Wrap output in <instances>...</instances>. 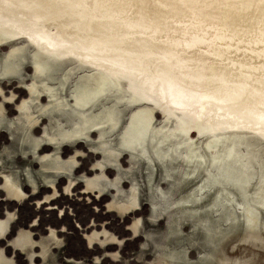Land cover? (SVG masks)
Here are the masks:
<instances>
[{"label": "rangeland", "instance_id": "374dc122", "mask_svg": "<svg viewBox=\"0 0 264 264\" xmlns=\"http://www.w3.org/2000/svg\"><path fill=\"white\" fill-rule=\"evenodd\" d=\"M81 1L0 0V264H264V25Z\"/></svg>", "mask_w": 264, "mask_h": 264}, {"label": "bare ground", "instance_id": "6f19581e", "mask_svg": "<svg viewBox=\"0 0 264 264\" xmlns=\"http://www.w3.org/2000/svg\"><path fill=\"white\" fill-rule=\"evenodd\" d=\"M182 1H183V3L181 4L182 6H179V4L177 5L175 3H172L171 0H138V5H139L138 10L142 13V15H147V17H152L154 20L184 21L187 18L192 19V17L204 16L205 18L204 20H206V24H209L214 29L224 30L228 34L233 36V38H237L239 40H245L246 38L249 37L252 31L264 25V0H182ZM66 2L71 12H78V11L82 12V10L83 11L86 10L81 0H66ZM186 7L187 9L184 10L183 8ZM184 11H187L188 15H185ZM195 11H197L198 13L195 14L194 13ZM100 20L97 19L91 20V24H93L94 29L102 31V29L109 28L114 32L122 33V30L114 27L113 25H111V23H107L105 21H100ZM55 22L57 24L56 27L64 28L66 31L69 30L68 27L64 25L63 18L58 19ZM173 29L178 30L182 36L187 37L188 40L191 42H195L198 37H201V35L198 32L197 34H195L196 32H194L193 29L191 28H183V27L181 28L179 26H175ZM8 40L9 39L7 38L4 39L0 37V42L8 41ZM124 40L127 46L128 45L136 46L145 52H150L153 53L154 55L156 54L160 58H165L168 59L169 61H174L173 57L167 55L165 52L156 50L153 47L148 46L137 39L126 36ZM216 49L217 48H214V50ZM40 57L41 56L36 57L35 55V60L38 61ZM20 65L16 64V66L13 65L10 66L13 74L14 73L16 75L18 74L13 70L15 69L19 70ZM3 76L6 77L5 75H0V79L1 78L3 79L4 78ZM187 77L190 76L188 75ZM94 89H95L94 87H86V88L82 87V90L76 89L77 90L76 92H80L79 94H76V92L73 91L74 92L73 95L71 94L70 95L71 97H73L74 102L76 101V103H78V106H80L82 103L94 101L95 97L97 96V92H96L97 90L95 91ZM66 113H67V109H62L60 114L66 115Z\"/></svg>", "mask_w": 264, "mask_h": 264}, {"label": "crops", "instance_id": "0c3cea01", "mask_svg": "<svg viewBox=\"0 0 264 264\" xmlns=\"http://www.w3.org/2000/svg\"><path fill=\"white\" fill-rule=\"evenodd\" d=\"M15 74V73H14ZM16 75V74H15ZM16 166H17V164H16ZM15 169H16V167H15ZM35 183H36V181H35ZM37 184V183H36ZM20 188H21V190L23 191V189H24V187H23V182H22V180L20 179ZM55 185H57V184H55ZM31 188H32V190L33 191H36L37 189H39V188H37V185H34V184H31ZM46 190H50L49 188H48V186H46L45 185V187H44ZM40 190V189H39ZM25 193V192H24ZM49 193H50V191H49ZM26 194V193H25ZM27 196V195H26ZM14 203V202H13ZM5 220L4 219H0V222H4ZM6 229H8V228H6ZM5 229V230H6ZM22 230H26L27 231V228H24V229H22ZM4 231V230H3Z\"/></svg>", "mask_w": 264, "mask_h": 264}, {"label": "flooded vegetation", "instance_id": "af4514ba", "mask_svg": "<svg viewBox=\"0 0 264 264\" xmlns=\"http://www.w3.org/2000/svg\"><path fill=\"white\" fill-rule=\"evenodd\" d=\"M1 185H2L1 187H3V184H2V183H1ZM3 188H4V187H3ZM5 219H6V218H5ZM5 224H9V222H5ZM4 228L6 229V228H8V227H7V226H5ZM48 231H52V230H51V229H49ZM48 231H47V233H46V236L49 234V232H48ZM20 236H21V235H20ZM44 236H45V235H44ZM20 240H21V239H20ZM21 241H22V240H21ZM22 244H23V242H22ZM21 247H22V246H21ZM22 249H23V247H22Z\"/></svg>", "mask_w": 264, "mask_h": 264}]
</instances>
